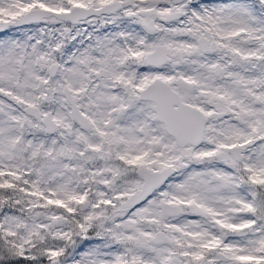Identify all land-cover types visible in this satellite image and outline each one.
<instances>
[{
	"label": "snow or ice",
	"instance_id": "6c2138e0",
	"mask_svg": "<svg viewBox=\"0 0 264 264\" xmlns=\"http://www.w3.org/2000/svg\"><path fill=\"white\" fill-rule=\"evenodd\" d=\"M0 264H264V0H0Z\"/></svg>",
	"mask_w": 264,
	"mask_h": 264
}]
</instances>
